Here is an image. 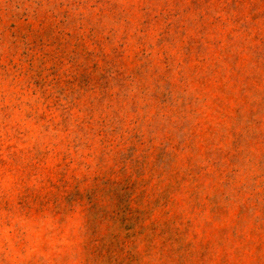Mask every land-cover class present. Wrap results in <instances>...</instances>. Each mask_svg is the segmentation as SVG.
<instances>
[{"label":"rangeland","instance_id":"rangeland-1","mask_svg":"<svg viewBox=\"0 0 264 264\" xmlns=\"http://www.w3.org/2000/svg\"><path fill=\"white\" fill-rule=\"evenodd\" d=\"M0 264H264V0H0Z\"/></svg>","mask_w":264,"mask_h":264}]
</instances>
